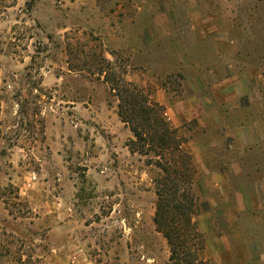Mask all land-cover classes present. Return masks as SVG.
Returning a JSON list of instances; mask_svg holds the SVG:
<instances>
[{"label":"rangeland","instance_id":"1","mask_svg":"<svg viewBox=\"0 0 264 264\" xmlns=\"http://www.w3.org/2000/svg\"><path fill=\"white\" fill-rule=\"evenodd\" d=\"M97 71L167 122L201 255L264 264V0H0V264L167 260L163 144Z\"/></svg>","mask_w":264,"mask_h":264},{"label":"trees","instance_id":"2","mask_svg":"<svg viewBox=\"0 0 264 264\" xmlns=\"http://www.w3.org/2000/svg\"><path fill=\"white\" fill-rule=\"evenodd\" d=\"M114 72L97 71L99 75L103 74L118 98V115L128 124L134 136L131 142L147 147L148 150L153 146L150 145L154 142L150 133L153 130L154 134L159 136L156 142L163 144L160 153L162 161L155 160L161 172L155 181L157 200L153 223L155 229L166 239L169 248V255L164 264H211L201 255L204 245L202 234L197 232L193 219L195 202L188 193H181L180 182L183 183V175L179 171L180 155L176 153V150H180L178 146L170 145L167 148V138L170 134L167 122L154 103L147 100L122 75L115 77Z\"/></svg>","mask_w":264,"mask_h":264}]
</instances>
